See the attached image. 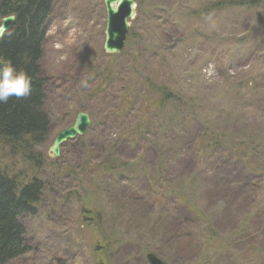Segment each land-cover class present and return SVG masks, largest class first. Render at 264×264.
<instances>
[{
	"label": "rangeland",
	"instance_id": "374dc122",
	"mask_svg": "<svg viewBox=\"0 0 264 264\" xmlns=\"http://www.w3.org/2000/svg\"><path fill=\"white\" fill-rule=\"evenodd\" d=\"M173 1H176L175 8H172ZM136 2L138 16L136 21L130 24L132 39L126 50L117 57H106L101 50L105 23L101 0H55L51 16L47 20L46 35L42 43L43 56L38 63L40 75L47 82L67 74L77 75L81 81L83 72L95 70L102 72L105 77L109 75L110 81L116 76L114 83L118 85L119 77L124 76L128 65L134 67L130 63L133 62L139 65L136 67L138 75L128 78L134 88L145 93L149 87H166L178 98L177 104L174 102L163 104L159 99L155 102L154 98L150 99L148 110L155 109L157 113L147 118L141 113L143 100L139 97L130 105L129 114H117V118L114 119L109 117L112 106L108 103L111 99L106 95L109 86L101 87L99 78L95 79L89 92L82 94L80 91L78 97V102L90 113L88 114L91 118L92 135H87L82 140L90 143L88 145L90 149H82L80 157H75L74 163H70L71 166L77 169V166L83 165L86 159H89V165L96 163L103 166L116 163L122 157V160L135 163L136 167L129 174L124 173L122 178L134 183L133 186L145 183L141 188L139 185L134 187L136 195L145 196L146 193L143 192H146V188L150 191L153 186L151 201L157 203L156 207L166 202L169 208L173 209L178 196L173 197L169 194L170 189L166 188L171 186L179 188L181 185L186 190L189 201L195 202L197 208L202 210L209 220L213 219V212L219 210L221 213L228 212L234 208L233 203L237 202L236 200H242L238 198H244L245 202L250 204L247 221L252 222L255 217L260 216L254 224L259 221L263 224L264 183L259 178L246 175L236 154L241 151H235L236 146L242 144L244 139L240 137L241 143L239 139L234 140L236 135L243 131L248 120L255 129H261L264 126V115L259 111L243 108L244 113L249 115L242 117L239 112L242 111L241 107L247 106V99L231 97L228 93L225 95L224 91L228 92L230 86L225 84L227 78H230L228 81L234 82L231 87L241 88L248 78L264 72V33H252L254 41L247 36L240 38L239 35H244L245 30H237L224 24V21L234 14L232 12L212 15L201 21L189 20L185 16L188 13L184 8L194 6V0H136ZM245 17L248 15L238 16L239 28H246ZM228 29L236 30L237 35H227L225 32ZM232 41L241 44L240 50L243 53L238 52L239 57L233 60L220 58L224 44ZM212 47H215L217 53L211 52ZM220 72L226 73V77L219 76ZM260 86L264 87V81ZM60 94L61 90L56 92L55 88L46 91L43 110L49 115L52 123L50 137L42 147H29L33 152L40 151L42 155H36L37 158L29 155L28 151H25L28 147L23 148V151L13 147L0 148V171L15 176L20 184L31 179L47 178L48 180H44L46 187L53 189V193L44 191L41 203L38 206L36 204L37 216L31 218L24 215L19 218L18 223L26 233L25 243L35 251L34 256L27 255L23 261H33L35 264H56V260L61 264H122L116 260V255L111 256L113 249L111 252L109 249L105 250L102 254L104 240L99 238V235L105 236L107 240L117 245L135 242L134 240L147 232L146 222L138 221L139 215L144 214L145 210L141 207L134 212L136 215H133L129 209L122 210L120 204L122 217L112 223L114 217L88 178H74L72 174L67 179L55 180L57 170L53 167L54 159L49 157L48 148L59 130L68 126L69 119L68 112L57 113L62 108L70 110L72 107L75 109L78 107V104H72V107L65 108L66 102L59 97ZM115 94L118 95V92ZM190 96L206 100L205 105L199 102L190 106L194 111L193 115L188 112L190 108L181 105ZM125 97L128 99L129 95L126 94ZM247 97L246 93L245 98ZM121 100L120 98L118 101L114 100L112 104L114 106L122 104ZM198 105L203 106L201 110L198 109ZM132 124L142 126L143 130L134 143H129V137L126 135L122 139L123 132H120ZM232 142L235 147L231 145ZM95 143L97 145H93ZM71 145L61 149V168L70 167L66 159L73 149ZM246 157L249 156L246 154ZM254 160L247 159V162L255 166ZM28 161L34 164L28 167ZM41 161L46 165L37 173L36 167ZM255 167L258 173H261V177L264 176V168ZM191 178L202 184L196 187L194 192H189L188 187L181 183ZM77 180H80L78 183L81 185L80 188L84 189L79 188L81 195L76 202V196L69 191L77 185ZM245 184L247 185L245 190L249 192L237 196L236 188ZM54 185L61 190L60 198L54 195ZM108 198L112 202L115 201L112 196ZM100 201L102 203L98 204ZM104 207V220L100 222V229H96L94 219L98 214L101 215L99 211ZM156 207L153 211L156 219H166L170 222L167 217L171 214L158 213ZM85 209L91 212L90 217L85 214L88 213ZM176 209L180 215L173 218L172 222L175 224L183 213V208ZM137 224H140L141 228ZM79 225L83 226L81 232L77 231ZM194 228L196 232L193 235H198L201 242L195 246L192 242H189V246L184 242L180 249L182 253L178 252L176 258L172 257L171 260L166 258L167 251L172 250L174 254L176 249L174 245H170L173 242H168L159 231L150 233L156 237L158 242L156 246L159 249L152 248L159 255L164 253L165 257L161 256L167 264H200L194 255L192 256L194 247L209 258L213 254L214 257L226 259L227 264H260V260L264 261L258 249L250 250L253 241L242 247V250L249 251L246 257H240L242 263L236 250L226 249L216 233L209 230L199 232L198 226ZM257 229H262V226ZM65 234H71L68 238L76 252L81 254L80 257L75 259L65 255L68 258L63 260L57 256L56 260L47 262L37 256L38 251L46 249L44 246L55 245L53 235ZM211 237L212 240H209ZM139 244L144 245L143 242ZM61 248L64 250L62 245ZM228 252L230 259L227 256Z\"/></svg>",
	"mask_w": 264,
	"mask_h": 264
},
{
	"label": "trees",
	"instance_id": "16d2710c",
	"mask_svg": "<svg viewBox=\"0 0 264 264\" xmlns=\"http://www.w3.org/2000/svg\"><path fill=\"white\" fill-rule=\"evenodd\" d=\"M53 1L54 0H0V19L8 15L15 16L14 24L0 40V59L10 61L18 70H23L26 72L32 81V91L30 96L20 100H17L13 97L9 99L8 103L0 104V148L3 149L6 147H13L15 149L20 148L23 151V148L28 147V149H25V151H28L29 155L35 157L36 153L33 152V149L30 150L29 147H36L38 145L40 146L45 144L49 139V133L51 131L50 117L49 115H46L43 110L46 102L44 87L47 82L40 75L38 63L43 56L42 43L44 41L45 35V23H43V18L45 16L47 20V16L50 14ZM200 1L203 3L202 10L196 12V14H211L213 12L232 10L234 8L248 6H250V8L259 6V10H261L264 6L263 0ZM191 15L193 16V14H190V16ZM258 23L262 28H264V20L260 18V22ZM137 75L138 72L133 73L134 77ZM57 79L63 93L68 95V98L60 97L66 102L64 107L69 108V106L72 104L75 105V101L71 95L79 85L78 76H71L67 74L64 76H58ZM241 90L248 92L251 101L259 98V95L255 90L254 80L247 82L244 87L239 88L238 91L231 93L235 95ZM147 92L153 98L159 99L160 102H163V104L169 101L170 95L165 92L164 88L162 87H149ZM198 100L200 101V104H206V100L204 98L198 97ZM146 102L147 101L145 100V104ZM148 109L143 108L144 112L152 114L153 111ZM63 110L66 109H60L57 114L64 113L65 111ZM227 112L230 115V110ZM240 114L242 117H247L249 115L243 112ZM261 114L264 115V108L263 111H261ZM240 137L244 139V142L236 146L235 151H241L239 152L241 160L247 162V159H255V166L264 168V126L261 129H255L250 125V121L248 120L243 128V131L240 132V135H236L234 141L238 140ZM93 145L97 144L95 143ZM231 145L234 146L233 142ZM246 154L249 157H246ZM73 155L72 163H74L73 161L76 159L75 157L79 156L76 154V152H74ZM120 159L123 158L120 157ZM94 161H98V159H94ZM28 162V166H30V164H34L32 161ZM37 162L38 159L36 163ZM88 162L89 159H86V161H83V165L77 166L76 170H81L83 167H85V165L91 168V165H89ZM252 166L254 165L248 164L245 169L246 175L248 174L251 175V177L259 178L260 181L264 183V176L261 177V173H258L257 168ZM38 167L39 165L36 168ZM61 171L66 172V169L62 168ZM78 174L80 175V172ZM193 176L195 178L196 173ZM90 181L92 182V180ZM186 182H188V184ZM181 183L188 187L187 190L189 192H194L198 186L202 185L198 184V182L196 183L192 178L189 180H183ZM13 186L21 191L19 197L15 196ZM245 186L247 185H241V187L238 185L240 189L236 188L237 193L235 194L240 196L244 195V193H248L249 191L245 190ZM262 187H264V185ZM166 189H170L169 194H171L173 197L178 196L177 204L173 209H170L166 202L156 207L157 203L151 201V197L153 195L152 189L145 196L136 195L134 192H124V195L120 193L123 191H114L113 194H110L112 192L101 193V199L105 201L106 208L110 210L111 216L114 217L112 223L115 221L117 222L122 217L123 213L121 212L120 204L122 205V210L129 209L133 215H136L134 212H136L137 209H141V207H143L145 212L144 214L139 215L138 221L140 223L145 221L147 228V232L143 233L139 239L134 240L135 242H128L122 245H117L111 240H107L108 238L105 236L99 235V238L104 240L106 245L105 249L106 247L110 251H112V249L113 251L114 249H117L120 251L121 255L123 251L125 256H127L124 259V261H127L126 264H134L132 260L134 250L136 255L138 253L144 256L146 253L151 252L165 261L163 259V257H165L164 253L159 250V252L163 253L161 254L163 256L162 257L152 248L154 247L155 249H159L156 246L158 243L156 237L154 238V236L150 233L159 231L161 236L167 238L168 242H173L170 245H174L176 249L174 252L175 255L173 252H171L172 250H170V252L167 251L168 255L166 258L171 260L172 257L176 258L179 253H182L180 249L184 242L188 246L189 242L194 243V246L201 242L198 235H193L194 232H196V228L194 227L198 226L200 229V231L198 230L199 232H203L202 230H209L216 233L222 242L221 244H224L226 249L230 248L236 250V254L240 255L239 261L242 263L243 260L240 257H246V255L249 254V251L246 249L242 250V247L246 244H249L251 241H253L254 244L250 250L253 251L258 249L260 252L259 254L264 257V236H262L264 235V223L262 224L259 221L254 224L256 220H259L260 216H258V218L255 217L252 222L247 221L250 213V204H247L244 198L233 196L242 200H236L237 202L233 203L234 208L228 212L221 213L220 210L213 212V219L209 220L205 217L202 210L197 208L195 202L192 201V203L189 201L186 190L181 185H179V188H173L171 186L170 188L167 187ZM43 193L44 190L41 183L39 184L36 180L30 181L29 183L20 184L15 179V176L6 175L5 172L0 171V264H35L33 261H23L27 255L34 256L35 251L26 245L24 239V229L21 227L18 221L23 215L35 216L37 214L35 206L41 200ZM110 196L115 198L114 202L108 198ZM247 198L249 199V195ZM101 203V201L98 202V204ZM154 207H156L158 213L171 214L167 217L171 221L168 222L166 219L157 220L153 212L155 209ZM177 207L183 208V213L178 219V222L175 224L172 222L173 218L177 215H180L176 209ZM104 209L105 207L102 211H99L101 215L98 214V216L95 217L93 224L95 225L96 229H100V222L102 219L104 220ZM158 223H161L162 225L160 226ZM137 226L141 228L140 224H137ZM260 226H262V229H257L260 228ZM212 238L213 237H211L209 240H212ZM139 242H143L144 245L139 244ZM61 244L62 241L58 240V248H60ZM66 245L67 251L65 255L75 259L78 258V252H76V249L73 247L70 239L66 242ZM124 245H127L126 249H122V246ZM210 246L214 247L212 245ZM189 248L191 249V247ZM55 252L56 255L63 260H65L67 257L63 254H58L59 252L56 250ZM192 252L194 253L192 256L194 255L196 261H199L200 264H227L226 259L214 257L213 254L209 258L207 255L198 252L195 247ZM47 253L48 252L46 251H38L37 256L46 260L47 262L57 259V257H46ZM192 256L190 255V257ZM227 256L230 259V252L227 253ZM137 259L139 258L137 257ZM72 262L73 261H71V263ZM55 263L61 264L59 260H56ZM259 263L264 264V261L260 260ZM138 264H142L140 260H138Z\"/></svg>",
	"mask_w": 264,
	"mask_h": 264
},
{
	"label": "water",
	"instance_id": "95a60500",
	"mask_svg": "<svg viewBox=\"0 0 264 264\" xmlns=\"http://www.w3.org/2000/svg\"><path fill=\"white\" fill-rule=\"evenodd\" d=\"M107 7V23L106 36L103 46V52L107 54H117L123 46V35L126 30L125 19L132 17V1L131 0H104ZM116 6L112 9V6ZM123 15V17H122ZM13 17H8L2 20L0 24V37L12 24ZM121 23V30L119 31V24ZM88 125V117L81 113L77 114L74 125L56 137L50 147V152L53 156H58L59 146L66 140H71L77 135H81ZM148 261L150 264H163L154 256L149 255Z\"/></svg>",
	"mask_w": 264,
	"mask_h": 264
},
{
	"label": "clouds",
	"instance_id": "9594fccd",
	"mask_svg": "<svg viewBox=\"0 0 264 264\" xmlns=\"http://www.w3.org/2000/svg\"><path fill=\"white\" fill-rule=\"evenodd\" d=\"M79 86L87 88V79H82ZM31 91L32 81L28 74L18 70L10 61L0 59V104L8 103L13 97L17 100L27 98Z\"/></svg>",
	"mask_w": 264,
	"mask_h": 264
},
{
	"label": "bare ground",
	"instance_id": "6f19581e",
	"mask_svg": "<svg viewBox=\"0 0 264 264\" xmlns=\"http://www.w3.org/2000/svg\"><path fill=\"white\" fill-rule=\"evenodd\" d=\"M49 17H50V15H48L47 16V20L49 19ZM43 23H46V18H45V16H44V18H43ZM63 111H66V112H68L67 113V117H69V119H68V121H67V124L68 125H71V124H73L74 122H75V120H73V118H72V116L74 115V114H79V113H81V114H84V112H86L87 111V109H83L82 111H79L78 109H74L73 111H72V109H70V110H68V109H66V110H63ZM76 114V115H77ZM72 118V119H71ZM48 122H49V120H48ZM69 122V123H68ZM67 124H65V125H67ZM63 129H64V127H62L60 130H59V132L56 134V136L55 137H58L61 133H63V132H65V131H63ZM50 133H51V131H50ZM50 137V136H49ZM54 137V138H55ZM44 167H45V165H42V166H39L38 168H36V172L37 173H40L43 169H44ZM40 178V177H39ZM45 179H47V178H45ZM44 178L43 179H32V181H37L39 184L41 183V185H42V187H43V190L44 191H51L52 193H53V189H51V188H48V187H46V185H45V182H44V180H45ZM48 180V179H47ZM55 180H57L56 178H55ZM62 184V183H61ZM60 186V185H59ZM81 186V185H80ZM13 188H14V193H15V196L16 197H19V195H20V192L21 191H19L15 186H13ZM60 194H61V190H59L58 189V186L57 185H54V195L56 196V197H59L60 196ZM116 255V257H117V261L118 262H120V263H122V264H126V262L124 261V259H123V257H122V255H121V253H120V251L119 250H117V249H114V251H113V256H115Z\"/></svg>",
	"mask_w": 264,
	"mask_h": 264
}]
</instances>
